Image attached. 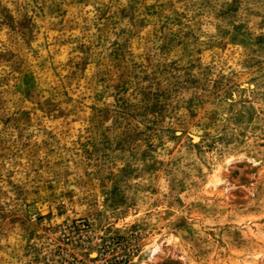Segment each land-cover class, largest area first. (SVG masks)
Here are the masks:
<instances>
[{
    "label": "rangeland",
    "instance_id": "rangeland-1",
    "mask_svg": "<svg viewBox=\"0 0 264 264\" xmlns=\"http://www.w3.org/2000/svg\"><path fill=\"white\" fill-rule=\"evenodd\" d=\"M0 264H264V0H0Z\"/></svg>",
    "mask_w": 264,
    "mask_h": 264
}]
</instances>
